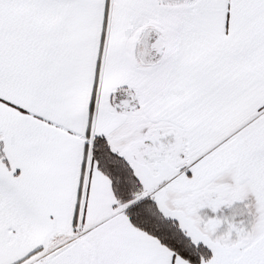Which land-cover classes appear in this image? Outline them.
Here are the masks:
<instances>
[{"label": "snow or ice", "instance_id": "6c2138e0", "mask_svg": "<svg viewBox=\"0 0 264 264\" xmlns=\"http://www.w3.org/2000/svg\"><path fill=\"white\" fill-rule=\"evenodd\" d=\"M0 264H264V0H0Z\"/></svg>", "mask_w": 264, "mask_h": 264}]
</instances>
